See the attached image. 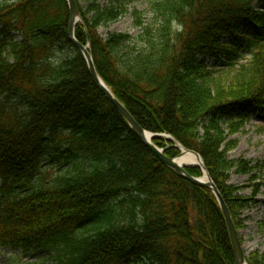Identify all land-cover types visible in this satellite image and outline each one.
<instances>
[{
  "label": "trees",
  "instance_id": "1",
  "mask_svg": "<svg viewBox=\"0 0 264 264\" xmlns=\"http://www.w3.org/2000/svg\"><path fill=\"white\" fill-rule=\"evenodd\" d=\"M133 1L76 0V39L144 130L202 157L240 230L256 199L240 195L251 186L229 185V172L260 165L229 155L236 133L264 113V0H161L165 24L146 29L143 44L129 33L103 38ZM69 21L67 0L0 1V247L46 252L51 264H235L214 194L132 131ZM55 49L66 53L60 64ZM153 143L181 154L165 138ZM54 162L71 169L50 182L42 169ZM252 257L264 264V254Z\"/></svg>",
  "mask_w": 264,
  "mask_h": 264
},
{
  "label": "rangeland",
  "instance_id": "2",
  "mask_svg": "<svg viewBox=\"0 0 264 264\" xmlns=\"http://www.w3.org/2000/svg\"><path fill=\"white\" fill-rule=\"evenodd\" d=\"M13 2L14 0H0ZM161 0H134L129 5V13L112 25L108 30L101 29L100 35L107 38L110 33H129L134 38V43L139 46L142 38L146 36V29L151 33L157 31L165 24V10H161ZM137 11V13H135ZM173 29L181 30L177 22H173ZM65 52L59 49L54 50L53 62L60 64ZM250 57H246L244 63H247ZM222 76L227 75L225 72ZM227 77L223 78L225 81ZM239 139L238 148L233 151L229 158L231 160L253 161L254 165H260L254 172L248 175H239L236 170L229 172V185L251 186L242 189L240 195L250 197L254 196L256 202L251 208L243 211L242 219L244 227L237 230L240 243L244 249L245 256L252 259V255L258 253L264 254V113H259L249 123H246L242 129L236 133ZM85 168L91 166L90 162L82 163ZM71 168L67 166L60 167L56 162L47 165L42 169V176L50 182L63 175L66 170ZM47 175V176H46ZM123 220H121L122 222ZM79 232L77 235H80ZM50 256L46 252L34 251L30 254H23L20 250L0 247V264H51Z\"/></svg>",
  "mask_w": 264,
  "mask_h": 264
},
{
  "label": "water",
  "instance_id": "3",
  "mask_svg": "<svg viewBox=\"0 0 264 264\" xmlns=\"http://www.w3.org/2000/svg\"><path fill=\"white\" fill-rule=\"evenodd\" d=\"M69 9H70V22H69V37L74 42V44L77 46V48L80 50V52L83 54V56L86 59V62L88 64L89 70L91 72L92 77L94 78L95 82L99 86V88L102 90L106 98L110 101V103L120 112V114L125 118L126 122L132 129V131L141 139V141L145 144V146L168 168L175 171L181 178L194 183L202 188L209 189L214 196L216 197L218 204L220 206V209L223 213V216L225 218L230 239L232 243V248L234 252L235 257V264H248L247 259L243 250V247L240 243V239L238 236V232L235 226V223L233 221L231 212L226 204V201L224 197L222 196L221 192L219 191L216 183L211 178L202 157L197 154L196 152L187 150L183 148L181 145L176 144L173 146L174 148H178L181 151V155L177 158H169L165 154L166 150L161 149L157 147L155 144H153V140L155 138H161L163 136L161 135H154L152 133H149L145 131L134 119V117L129 113V111L125 108V106L113 95L111 90L106 86V84L103 82V80L99 77L94 62L92 58V54L90 51V45H83L80 42L77 41L75 37V28L79 22H81V16L78 9V5L76 3V0H67ZM149 136V138H147ZM170 141H173L176 143V141L173 140L171 136L167 137ZM187 154L194 155L198 161L199 164L196 165H184L179 162L181 158L186 156ZM188 168H198L202 171L203 177L196 178L192 175H190L186 169ZM207 174V178H205V175Z\"/></svg>",
  "mask_w": 264,
  "mask_h": 264
},
{
  "label": "bare ground",
  "instance_id": "4",
  "mask_svg": "<svg viewBox=\"0 0 264 264\" xmlns=\"http://www.w3.org/2000/svg\"><path fill=\"white\" fill-rule=\"evenodd\" d=\"M147 138H149V136ZM179 162L181 164H184V165H196V164H199L198 159L192 154H187L186 156L181 158L179 160ZM205 178H207V174L205 175Z\"/></svg>",
  "mask_w": 264,
  "mask_h": 264
}]
</instances>
